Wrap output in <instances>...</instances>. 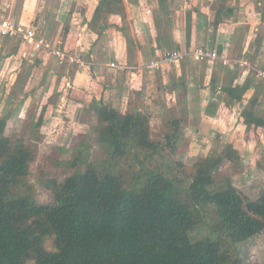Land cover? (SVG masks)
Returning a JSON list of instances; mask_svg holds the SVG:
<instances>
[{
	"label": "trees",
	"instance_id": "1",
	"mask_svg": "<svg viewBox=\"0 0 264 264\" xmlns=\"http://www.w3.org/2000/svg\"><path fill=\"white\" fill-rule=\"evenodd\" d=\"M102 11L121 15L122 0H98L89 27L101 33ZM232 13V6L221 4L214 31L222 15ZM190 23L188 13V41ZM214 46L222 51L221 45ZM234 74L221 86L227 96L238 89L231 83ZM256 100L253 94L239 113L247 132L264 126ZM83 103V110L94 116L96 140L106 145L109 165L103 171L85 162L61 181L53 180L52 202L29 204L17 193L34 153L19 133H6L9 114L0 115V264H244L241 245L264 230V189L249 198L228 178L224 187H213L207 156L187 178L172 175L170 163L163 164L164 170L159 163L147 165L153 154L168 158L174 152L182 137L184 107L180 115H170L162 138L153 140L144 110L121 111L102 98ZM42 115L33 125L41 123ZM120 160L128 162L129 172L117 170ZM199 230L203 233L193 235ZM47 237L53 249L45 247Z\"/></svg>",
	"mask_w": 264,
	"mask_h": 264
},
{
	"label": "rangeland",
	"instance_id": "2",
	"mask_svg": "<svg viewBox=\"0 0 264 264\" xmlns=\"http://www.w3.org/2000/svg\"><path fill=\"white\" fill-rule=\"evenodd\" d=\"M11 2V7H7L5 0L0 3L2 5L0 16L33 26L37 35L51 43H57L59 39L67 40L62 24H58L55 19L54 12L56 13L58 0H39L36 14L26 13V9L20 11L21 0ZM263 4L264 0H259L255 10L252 7L248 13L249 17L243 19L248 23L237 26L240 29L236 30L235 39L232 42L233 48L229 51L232 58H240L242 55L250 65L262 70H264V11L261 9L264 8ZM70 31L74 33L75 30L71 27ZM244 33L249 35L245 47L250 51L246 50L245 53L240 54L239 45ZM110 35L112 33H109L107 37L105 33L101 39H113ZM69 39L71 37H68ZM0 44L2 45L0 48V115L4 112L9 114L6 133H19L34 153L26 179L21 181L17 193H21L29 204L52 202L53 180L61 181L65 176L72 174L75 168L82 169L85 162H91L97 170L104 171L110 159L107 147L97 143L96 124L92 112L83 110L81 105L74 102L78 95L84 94L77 89V87L81 88L77 85L78 81L75 84L66 83L67 80H72L77 71L75 64L60 60L45 50H33L31 53L30 46H24L27 52L24 55L22 54L23 45L18 37L0 36ZM68 45H71L70 41ZM35 56L41 57L40 62H35L37 58ZM185 58L190 60L188 57ZM231 64L232 68L228 66L226 68L234 69L235 77L246 68L234 62ZM203 65L192 64L188 72L195 74L197 70L203 69ZM248 69L244 81L241 83L234 81L235 77H233L231 82L233 86H238V89H232L234 94L231 95H238L240 98L226 95V108L219 112L222 117L229 116L230 123L215 126L209 123L210 125L202 128L200 119L199 124L187 120V112L190 108H184L186 111L185 116L183 115L185 118L181 120L182 137L175 146L174 152L168 154L165 149L164 152L169 155L168 158L161 157L159 153L153 154L148 158L147 165L159 163L163 168V164L170 163L172 175L187 178L195 173L203 158L207 156L209 157L208 172L215 181L213 187H224L228 178L227 180L231 181L230 184L235 185L246 197H257L264 189V126L256 131L247 132L245 125L239 121L238 117L241 108L248 104L253 94H257V100L253 105L264 115V76L254 75L253 69ZM157 73L158 71L153 73L151 80L154 87L160 82ZM112 74L114 75V72ZM93 85L91 83V88H94ZM90 91L93 92L90 89L87 90V92ZM161 92L162 90L155 89L154 98L168 99ZM138 99H132L134 104H138L140 101ZM220 100L217 97L216 100L210 101L218 104ZM180 107V105L176 107L164 105V108L144 109V113L149 116L150 136L153 140L162 138L169 128V118H173L170 115H180L182 108ZM169 108L173 110V113L169 111ZM198 110L194 111L199 114ZM208 110L211 113L212 110ZM41 111L43 113L41 123L35 126L33 122L38 120ZM205 142L206 148L202 151L201 147ZM190 145L194 147V150ZM144 156L145 152L139 155L141 159ZM75 158L79 160L74 165ZM126 163L120 160L116 166L117 170L129 172ZM198 232L203 233L199 230L193 235ZM52 242V237L45 238V247L53 249ZM241 247L244 264L264 263V230L247 240ZM25 264H33V261L28 260Z\"/></svg>",
	"mask_w": 264,
	"mask_h": 264
},
{
	"label": "crops",
	"instance_id": "3",
	"mask_svg": "<svg viewBox=\"0 0 264 264\" xmlns=\"http://www.w3.org/2000/svg\"><path fill=\"white\" fill-rule=\"evenodd\" d=\"M2 1L0 0V3ZM11 1L5 0L7 7H11ZM58 1L56 13L54 12L55 19L58 24H62L67 40L59 39L55 44L70 54H79L84 60L82 66L72 62L77 66V71L72 80L66 81L67 84L70 82L75 84L78 81L77 85L81 88L77 89L83 91L84 94L80 98L84 102L102 98L106 102L110 101L121 111L133 109L143 111L145 108L149 110L156 107L164 108V105L166 107L180 105L190 108L187 120L199 124L200 119L202 128L209 123L215 126L231 122L229 116L222 117L219 112L221 109L225 110L227 97L221 91V86L230 83L231 75L235 73L234 69L226 68L227 66L220 61L211 64L193 62L183 57L178 63L165 62L155 70L158 71L161 83L154 87L151 80L155 71L142 69L138 64L163 50L187 51L200 44L211 47L221 45L223 53L232 58L229 51L233 48L236 30L240 29L237 26L248 23L243 19L249 17L248 13L252 7L255 10L259 0H122L121 15L107 11L100 13L98 24L105 26V29L101 30L102 33L89 27L98 0ZM37 4L39 0H21L20 11L26 9V13L36 14ZM221 4L232 6L233 13L228 16L222 15L214 31L215 14ZM261 9L264 11V8ZM188 13L191 22L189 41L186 39ZM71 27L75 30L74 33L70 31ZM120 29L129 36V42ZM105 33L107 37L112 33L110 36L113 39L102 40ZM68 37L71 39L68 40ZM242 37L239 45L240 54L247 50L245 45L248 43L249 35L244 33ZM68 41L71 42L70 46ZM1 46L0 44V48ZM110 62H114L115 65L109 66ZM195 63L204 64L203 69L190 74L188 69ZM248 71V68H244L236 75L237 77L234 74V81L240 83L244 81ZM211 79L215 80L213 90L210 89ZM91 83L92 85L94 83V88H91ZM88 89L93 92H87ZM155 89L162 90L161 93L168 99L154 98ZM217 97L221 99L218 104L210 101L216 100ZM134 98H139L138 104H134L132 101ZM83 101L74 100L81 106L85 105ZM208 109L212 110L211 113ZM194 110H198L199 114ZM190 147L194 150V147L191 145ZM201 148L202 151L206 148V142Z\"/></svg>",
	"mask_w": 264,
	"mask_h": 264
},
{
	"label": "built area",
	"instance_id": "4",
	"mask_svg": "<svg viewBox=\"0 0 264 264\" xmlns=\"http://www.w3.org/2000/svg\"><path fill=\"white\" fill-rule=\"evenodd\" d=\"M0 36L3 37H18L21 40V44L27 46L33 50H45L52 55L57 56L60 60H64L67 63H76L80 66L84 64V60L79 54H70L62 49L55 43H51L49 40L44 39L42 36L37 35L33 26L25 24L23 22H14L9 17L0 16ZM26 48L22 54L26 55ZM29 53V54H31ZM188 56L193 62H205L214 63L220 61L223 65L232 68L231 62L238 64L241 67L253 69V73L257 76H264V70L250 65V63L242 56L240 58H229L223 51L219 52L216 47H210L208 45H196L190 50L183 51L181 49L163 50L161 53L154 57L149 58L146 61H141L138 66L147 71H153L161 67V64L175 63L182 57ZM114 62H110L109 66H114Z\"/></svg>",
	"mask_w": 264,
	"mask_h": 264
}]
</instances>
